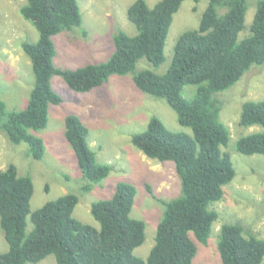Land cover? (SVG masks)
Wrapping results in <instances>:
<instances>
[{
  "label": "trees",
  "instance_id": "1",
  "mask_svg": "<svg viewBox=\"0 0 264 264\" xmlns=\"http://www.w3.org/2000/svg\"><path fill=\"white\" fill-rule=\"evenodd\" d=\"M182 1L158 0L150 6L146 0H134L127 7V17L136 32L128 34L118 28L109 57L76 69L54 66L52 36L81 24L78 1L26 0L20 7L21 15L38 31V38L21 43L33 72L26 106L8 111L0 98V129L10 142H26L32 158L43 156L44 141L33 131L46 127L49 105L62 101L51 86L54 74L72 90L84 92L111 75L131 73L136 87L164 98L190 132L172 131L152 115L145 130L131 134V143L147 157L173 161L180 181L178 196L167 201L157 198L164 209L155 243L145 259L133 253L144 241L145 223L130 215L136 195L132 183L120 181L111 197L91 202L90 212L99 222L95 227L72 216L78 202L74 193L31 210L32 178L20 175L10 162L0 169V228L7 243V249L0 251V264L36 263L49 254L54 255L56 264H192L197 247L190 233L206 243L218 217L212 203L223 197V186L235 175L231 157L222 149L230 132L220 120L215 93L232 86L253 63H264V0H257L249 33L240 39L247 0H207L198 26L177 37L165 72L135 70L141 58L155 66L164 61L168 30ZM185 85L196 87L189 98L183 96ZM237 123L259 125L261 130L240 136L236 151L264 155V98L244 101ZM64 125V137L82 175L89 183L101 181L112 166L97 160L87 140V126L74 113L65 116ZM89 183L82 189L88 190ZM217 250L222 264H261L264 239L238 222L223 223Z\"/></svg>",
  "mask_w": 264,
  "mask_h": 264
},
{
  "label": "rangeland",
  "instance_id": "2",
  "mask_svg": "<svg viewBox=\"0 0 264 264\" xmlns=\"http://www.w3.org/2000/svg\"><path fill=\"white\" fill-rule=\"evenodd\" d=\"M25 1L0 0V98L8 111L26 106L33 84L31 62L21 43L36 41L38 31L20 13ZM77 1L81 24L52 36L55 47L52 61L58 68L76 69L103 61L113 51L112 36L118 28L128 34L136 32L127 17V7L134 0ZM156 1L146 0L150 6ZM247 2L245 27L239 32V39L249 33L256 10L257 0ZM206 5L207 0H183L173 14L168 30L164 61L155 66L141 58L135 70L147 68L157 73L165 72L171 63L177 37L198 26ZM50 82L62 101L49 105L46 127L33 131L44 141L43 156L32 158L26 142L12 143L0 129V169L12 162L20 175L32 178L31 210L65 193H74L78 202L72 216L95 227H99V222L90 212L91 202L111 197L120 181L132 183L136 195L130 215L145 223L144 241L134 248L133 253L145 259L155 243L157 225L164 209V204L157 198L167 201L178 196L180 181L173 161L147 157L131 143V134L145 130L152 115L159 117L172 131L189 133L190 129L178 122L175 111L164 98L139 90L131 73L111 75L103 84L84 92L72 90L57 74L52 75ZM195 88V85L183 86V96L191 97ZM215 95L220 102V120L230 132L229 141L222 149L229 153L235 175L223 186V197L212 203L218 217L212 223L206 243L199 242L190 233L197 247L192 264H222L217 241L223 223L238 222L245 230L264 239V155H246L235 149L240 136L261 130L259 125L241 126L237 122L244 101L264 98V63H253L232 86ZM69 113L77 114L87 126V140L96 152L97 160L112 166L99 182L89 183L82 175L75 153L64 137V118ZM86 183L91 187L83 190ZM27 221L30 230L29 215ZM6 249L7 243L0 228V251ZM28 264H56V261L54 255L49 254Z\"/></svg>",
  "mask_w": 264,
  "mask_h": 264
}]
</instances>
